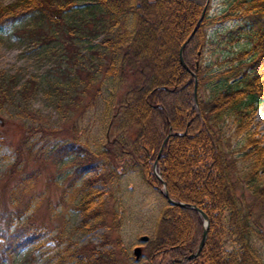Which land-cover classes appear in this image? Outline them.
Instances as JSON below:
<instances>
[{"label": "trees", "instance_id": "1", "mask_svg": "<svg viewBox=\"0 0 264 264\" xmlns=\"http://www.w3.org/2000/svg\"><path fill=\"white\" fill-rule=\"evenodd\" d=\"M209 2L198 23L206 0H0V32L33 16L57 25L76 6L108 15L110 25L124 27L126 16H134L131 31L125 29L124 34L100 41L110 56L109 62H100L97 69L110 76L116 86L131 78L119 106L121 118L136 128V148L127 154L128 160L146 183L161 186L160 175L171 199L195 205L208 217L204 246L188 259L197 250L204 220L194 209L166 202L162 214L167 226L151 247L147 264H181L185 260L186 264H264L258 252L259 246L264 248V146L255 145L252 153H245L243 164L228 144L223 145L222 129L226 115L235 114L239 122L252 103L264 101V0H233L217 16L209 15ZM224 20H234L230 40L244 38V46L224 59L228 63L223 68L211 71L204 60L207 29ZM194 28L183 48V60L196 75L197 109L192 105L194 75L181 65L178 54ZM66 48L70 58H77L73 44H66ZM151 52L164 53L163 65ZM94 79L87 71L80 92L93 89ZM37 84L31 77L17 84L14 75L0 73V109L10 104L9 120L21 121L20 142L12 152L0 156V264H7L28 247H45L44 255L51 264H91L92 257H101L100 251L87 244L78 246L34 219L47 191L34 190L43 170L31 168L28 161L40 158L62 164L76 159L74 177L67 188L62 189V166L52 177L60 190L56 206L62 208L69 187L76 185L87 193L93 183L102 181L100 172L85 176L109 156L104 150L88 151L82 139L85 129L50 124L31 108L28 100L37 92ZM175 100L178 104L173 106ZM168 134L155 174L152 162ZM0 142H4L1 131ZM177 155L183 157L175 160ZM177 166L186 168L191 178L183 186L173 179ZM118 175L116 169L111 170L110 185ZM207 186L216 191L207 193ZM91 198L83 199L79 208L80 225L88 227L96 211L93 227L98 228L96 225L104 224L106 218L92 209ZM225 241H229V249Z\"/></svg>", "mask_w": 264, "mask_h": 264}, {"label": "rangeland", "instance_id": "2", "mask_svg": "<svg viewBox=\"0 0 264 264\" xmlns=\"http://www.w3.org/2000/svg\"><path fill=\"white\" fill-rule=\"evenodd\" d=\"M10 1L4 0V3ZM231 1H208L209 15H221ZM123 25H110L108 15L76 6L57 25L33 16L0 32V73L14 75L17 84L29 77L38 83L37 92L32 93L28 100L29 106L38 110L50 124L62 123L66 127L74 125L79 131L85 129L82 139L88 151L98 153L104 150L109 156L102 166L94 168L85 176L100 172L102 181L93 183L87 193L86 189L80 190L79 186L69 187L63 195L62 208L56 206L60 190L52 183V177L60 172L62 166V189L67 188L74 177L76 159L62 164H54L51 160L45 162L40 158L38 161H28L31 168L43 170L34 190L47 191L42 206L34 213V219L46 223L53 233L60 231L63 237L71 239L78 246L87 244L88 248L100 251L101 257H92L91 264H147L151 247L167 226L162 214L167 201L163 200L157 188L142 179L138 168L127 157L136 148V128L121 118L119 106L131 78L127 77L126 81L116 86L110 76L97 70L100 62H109L110 56L100 41L105 36L124 34L125 29L131 31L134 16L127 15ZM233 25L234 20H224L207 29L204 60L211 65V71L223 68L228 63L224 59L244 46V38L230 40L233 34L229 29ZM66 44H73L77 48V58H70ZM157 57L163 65L164 53H159ZM87 71L95 75L94 87L81 93L80 89L85 85L82 79ZM78 82L81 83L74 84ZM98 87L100 89L96 90ZM201 94L206 96L205 91ZM192 100L193 107L197 109V94L196 100L194 96ZM177 104L178 100H175L173 106ZM9 108L10 104H6L0 109V131L4 137V142H0V156L12 152L20 142L21 121L9 120ZM238 119L235 114L223 118V145L228 144L232 155L245 164L246 158L242 159L245 153H252L255 145L264 146V101L252 103L239 122ZM182 157L177 155L175 160ZM240 162L237 161L239 165ZM112 169H116L119 175L110 185L108 175ZM186 170L178 166L173 170V179L180 186L191 179ZM154 173L157 174V171ZM205 191L211 194L216 189L207 186ZM89 195L92 197V209L100 211L106 218L104 224L96 225L98 228L93 227L98 218L96 211L88 227L80 225L82 212L79 208ZM48 202L51 203V209H48ZM192 231H195L194 226ZM141 236L147 239L141 240ZM224 245L230 248L229 241H225ZM136 246L141 248L138 259L133 255ZM45 249L28 247L7 264H51L44 255ZM107 251L111 255H107ZM258 252L264 258L262 246H259ZM94 255L98 253L95 251ZM181 264H186V260Z\"/></svg>", "mask_w": 264, "mask_h": 264}, {"label": "water", "instance_id": "3", "mask_svg": "<svg viewBox=\"0 0 264 264\" xmlns=\"http://www.w3.org/2000/svg\"><path fill=\"white\" fill-rule=\"evenodd\" d=\"M208 1H209V0H206V4H205V6H204V9H203V12H202L201 17H200L199 20H198V23L201 21V19H202V17H203V14H204V11H205L206 6H207V4H208ZM195 30H196V28H194V29L192 30V32L190 33V35L188 36V38L182 43V45H181V47H180V49H179V53H178V54H179V61H180L181 65H182L185 69H188V70H190V69L187 67V65L185 64V62H184V60H183V48H184L185 44L189 41V39L191 38V36L194 34ZM190 71H191V70H190ZM191 72L193 73V75H194V79H195L193 95H194L195 100H196V84H197V82H196V75H195V73H194L193 71H191ZM168 136H169V135H167L166 138L164 139V141H163V143H162V145H161V147H160V149H159V151H158V154H157V156H156V158H155V160H154V162H153V171H154V172L156 171L157 161H158V159H159V157H160V155H161V152H162L163 146H164V144H165V142H166ZM158 178H159V180L161 181L162 186H161V187H157V188H158L159 192H160L161 194H163V196L166 198V201H167L169 204H171V205H175V206H179V207H184V208H191V209H194V210H196V211L201 215V217H202L203 220H204L205 227H204V229H203V233H202L201 239H200V241H199V243H198L197 250H196L195 253H193V254H191L190 256H188V259L191 258V257H195V256H197V255L199 254V252L201 251V249H202V247L204 246V243H205V239H206V231H207V224H208V217H207V215L204 213V211H202L201 209H199V208L196 207L195 205H190V204H187V203H184V202H179V201H175V200L171 199V198L168 196V192H167V189H166V183H165V181L162 180L160 176H158ZM140 239H141V240H146L147 237H146V236H141ZM133 255H134V258H135V259H138V258L140 257V255H141V248H140L139 246L134 247V249H133Z\"/></svg>", "mask_w": 264, "mask_h": 264}, {"label": "flooded vegetation", "instance_id": "4", "mask_svg": "<svg viewBox=\"0 0 264 264\" xmlns=\"http://www.w3.org/2000/svg\"><path fill=\"white\" fill-rule=\"evenodd\" d=\"M156 188V187H155Z\"/></svg>", "mask_w": 264, "mask_h": 264}]
</instances>
